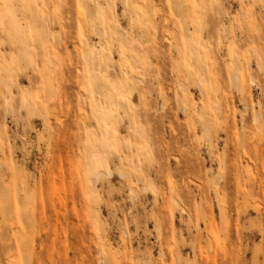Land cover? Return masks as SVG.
Here are the masks:
<instances>
[{"label":"rangeland","instance_id":"374dc122","mask_svg":"<svg viewBox=\"0 0 264 264\" xmlns=\"http://www.w3.org/2000/svg\"><path fill=\"white\" fill-rule=\"evenodd\" d=\"M182 4L0 0V264H264V0Z\"/></svg>","mask_w":264,"mask_h":264},{"label":"bare ground","instance_id":"6f19581e","mask_svg":"<svg viewBox=\"0 0 264 264\" xmlns=\"http://www.w3.org/2000/svg\"><path fill=\"white\" fill-rule=\"evenodd\" d=\"M129 4H130V0H126ZM183 1V4L180 6V9H177L179 12H177L176 11V16L177 17H179L180 18V15H181V13L182 12H185V13H189L190 12V9H189V6H188V4H187V0H182ZM177 8H179V6H177ZM129 9H130V7H129ZM144 9H145V12L147 13V17L149 18V20H153V7L149 4V3H147L145 6H144ZM182 10V11H181ZM22 13H24V11L22 12ZM27 14V13H26ZM80 26H81V30H82V32L83 31H85V32H83L84 33V35H85V33L87 32V23H86V21L84 20V21H81V23H80ZM143 29H145V28H143ZM141 32L142 31H144L143 33H145L146 34V32H148L149 31V29L147 28V29H145V30H140ZM138 35H140V32H139V34ZM149 35H147V37H148ZM150 38H151V36H150ZM145 40H146V37H145ZM170 40H172V39H170ZM83 41H85L84 39H83ZM82 41V42H83ZM151 41V40H150ZM148 42H149V37H148ZM144 43V42H143ZM76 44V43H75ZM82 45H81V52H85V50H86V48H87V46L85 45V43L83 44V43H81ZM170 44V43H169ZM172 45V44H171ZM76 48L78 47L77 45H74ZM170 46V45H169ZM198 50V49H197ZM82 53V54H83ZM123 57H125V54H124V56H122V59H123ZM126 57H128V55H126ZM121 58V57H120ZM134 60V59H133ZM122 61V60H121ZM194 62V61H193ZM123 63V62H122ZM124 63L126 64V61H124ZM124 63L122 64V66L124 65ZM127 63H129V62H127ZM107 62L106 63H103V66H102V72H104V74L106 73L105 71H106V66H107ZM131 63H129V65H128V69H130L129 67L131 66L130 65ZM48 66H49V64H48ZM51 67L49 66L48 67V70H47V72H49L50 70H52V69H50ZM126 68H125V65H124V70H125ZM204 70V69H203ZM127 69H126V73H127ZM101 72V71H100ZM131 72V71H130ZM130 72H129V74H130ZM133 72V71H132ZM52 72H50L48 75L50 76V74H51ZM99 73V72H98ZM125 73V74H126ZM234 73V72H233ZM104 74H103V76H104ZM128 74V75H129ZM133 74V73H132ZM236 74V73H235ZM102 75V74H101ZM101 75H94V79H95V82H93L94 84V86H92L94 89H93V91H94V93L95 94H97L98 92H99V89H101V85H99V83H97V81H100L99 79L100 78H102L101 77ZM233 75V74H232ZM2 76V75H1ZM0 76V77H1ZM126 77H128L127 75H125ZM124 76V77H125ZM133 76V78H134V75H132ZM234 76V75H233ZM237 76V75H236ZM125 77V78H126ZM105 78H106V76L105 77H103V79L105 80ZM137 78V77H136ZM237 78V77H236ZM17 79V78H16ZM96 79H98V80H96ZM135 79V78H134ZM138 79V78H137ZM137 79H136V82H138L137 81ZM126 80H127V78H126ZM128 80H129V78H128ZM129 81H131L132 82V80L130 79ZM129 81H127L128 82V84H126V88H125V93H126V95H131L132 94V86H130L129 85ZM194 81V80H193ZM101 82V81H100ZM135 82V81H134ZM135 82V84H138V83H136ZM141 82V81H140ZM196 82H198V80L196 81ZM88 83V82H87ZM196 84V83H195ZM194 84V85H195ZM198 84L200 85V83H197V86H198ZM132 85H133V83H132ZM10 86V85H9ZM84 86V85H83ZM85 87V86H84ZM134 87H138V86H134ZM133 87V88H134ZM202 87V86H201ZM200 87V88H201ZM102 89H105L106 90V92H108V94H109V96H110V98L112 97V91H111V89H109L106 85L104 86V88H102ZM101 89V90H102ZM199 89V88H198ZM202 89V88H201ZM84 90H85V88H84ZM216 90V89H215ZM103 91V90H102ZM213 92V91H212ZM84 93H86V92H84ZM81 94V93H80ZM100 95V94H99ZM51 96V95H50ZM214 102V101H213ZM124 105H126V104H124ZM126 107V106H125ZM31 108V107H30ZM126 108H128V107H126ZM35 112H37L35 109H30V114H31V116L32 115H34V113ZM261 118H262V116H261ZM112 119L114 120V122H116L118 119H117V116L116 115H114L113 117H112ZM262 121V120H261ZM261 124V123H260ZM256 126H258V125H256ZM259 130V129H258ZM110 132H112V131H110ZM207 133H209V131H206ZM260 132V131H259ZM259 132H258V134H259ZM261 134V133H260ZM109 135V134H108ZM110 136L112 137L113 135L112 134H110ZM111 137H108V138H111ZM244 143H242V145H243ZM109 153H111V152H109ZM152 162V161H151ZM248 162V161H247ZM223 163V162H222ZM250 166V164L248 165V168H251V167H249ZM223 167H224V163H223ZM247 168V169H248ZM249 170V169H248ZM98 173H102V171H99ZM98 173L96 174L97 176H98ZM95 175V176H96ZM122 175V174H121ZM109 176H110V174H109ZM123 177H124V175H123ZM253 177V176H252ZM93 180H95L94 178H93ZM126 182V181H125ZM93 187V186H92ZM174 188V187H173ZM144 190H146V189H144ZM11 191V190H10ZM17 192V191H16ZM14 193V192H13ZM24 193V192H23ZM153 193H154V191H153ZM18 195V194H17ZM15 198H16V201H17V208H18V210L19 211H21V200L18 198V196H15ZM25 198V197H24ZM29 198V197H28ZM247 200V199H246ZM173 202V201H172ZM10 204H11V202H9ZM173 204H176L175 202L173 203ZM178 205V204H177ZM176 205V206H177ZM22 206H23V204H22ZM174 206V205H173ZM178 207V206H177ZM10 208H12V207H10V206H8L7 207V211H9L10 210ZM17 210V211H18ZM7 211H6V214H7ZM16 211V212H17ZM12 212V211H11ZM28 218H29V216H28ZM27 221V220H26ZM27 225V224H26ZM23 228V227H22ZM29 228V227H28ZM7 230V229H6ZM25 230V229H24ZM13 231V230H12ZM14 232H16V231H14ZM21 233V232H20ZM15 235V234H14ZM13 235V236H14ZM9 236V235H8ZM10 237V236H9ZM32 238V237H31ZM3 239L5 240V238L3 237ZM9 240V239H8ZM69 251V250H68ZM30 254V253H29ZM31 255V254H30ZM28 263V262H27Z\"/></svg>","mask_w":264,"mask_h":264}]
</instances>
